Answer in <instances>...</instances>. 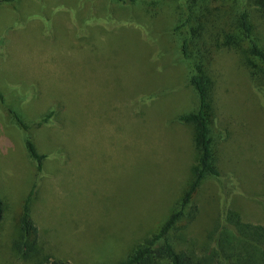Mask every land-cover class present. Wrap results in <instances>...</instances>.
I'll return each instance as SVG.
<instances>
[{"label": "rangeland", "instance_id": "1", "mask_svg": "<svg viewBox=\"0 0 264 264\" xmlns=\"http://www.w3.org/2000/svg\"><path fill=\"white\" fill-rule=\"evenodd\" d=\"M145 1L18 0V13L0 3V264H28L9 242L35 183L32 218L45 252L120 264L159 231L192 181L196 129L177 117L196 112L199 96L173 34L186 0ZM244 41L211 69L220 176L194 195L199 212L184 233L198 246L226 207L264 225V63L253 64ZM51 111V123L37 126ZM28 136L48 155L41 178Z\"/></svg>", "mask_w": 264, "mask_h": 264}, {"label": "trees", "instance_id": "2", "mask_svg": "<svg viewBox=\"0 0 264 264\" xmlns=\"http://www.w3.org/2000/svg\"><path fill=\"white\" fill-rule=\"evenodd\" d=\"M17 1L0 0V3L15 4L18 13ZM111 1L119 7L146 2ZM152 2L151 5H155L156 1ZM182 6L173 34L189 64L188 82L198 93L200 106L196 112L178 116L177 121L196 129L193 179L188 182L159 231L147 236L120 264H264V225L245 221L242 214L232 207L225 208L200 246L191 242L184 233L187 224L193 222L199 212L193 201L195 193L206 178L220 176L216 144L212 138L214 115L209 100L213 63L224 49L237 52L241 47V38L249 44L248 58L252 62L264 63V39L256 20L264 22V0H186ZM261 71L264 73V69ZM9 113L21 130L30 131L31 126L20 112L10 109ZM54 115L55 111H51L36 125H49ZM25 144L35 164L36 175L41 178L48 155L38 151L30 136ZM38 185L33 184L22 204L17 226L10 236L9 248L18 260L28 264H71L53 258L40 244L39 229L32 218ZM6 213L7 205L0 197V229L5 223Z\"/></svg>", "mask_w": 264, "mask_h": 264}]
</instances>
